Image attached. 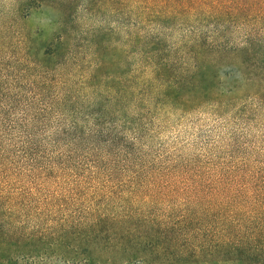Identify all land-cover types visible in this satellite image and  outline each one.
<instances>
[{
	"label": "trees",
	"instance_id": "16d2710c",
	"mask_svg": "<svg viewBox=\"0 0 264 264\" xmlns=\"http://www.w3.org/2000/svg\"><path fill=\"white\" fill-rule=\"evenodd\" d=\"M110 1L124 16L123 39L84 30L75 0H19L21 15L11 3L0 22L1 44L17 55L4 67L17 88L8 110L23 107L0 131L20 138L17 161L0 152V175L12 167L30 178L29 187L0 180V264H264V207L193 209L162 222L134 207L135 177L116 185L104 162L132 156L158 113L264 106V3ZM257 23L233 40L230 29ZM59 178L66 193L89 184L90 194L78 203L76 192L40 187Z\"/></svg>",
	"mask_w": 264,
	"mask_h": 264
},
{
	"label": "rangeland",
	"instance_id": "374dc122",
	"mask_svg": "<svg viewBox=\"0 0 264 264\" xmlns=\"http://www.w3.org/2000/svg\"><path fill=\"white\" fill-rule=\"evenodd\" d=\"M17 1L0 0V22L11 3L14 16L19 17L20 12L15 10ZM87 1L91 6L86 10ZM258 1L264 3V0ZM75 7L79 25L84 30H112L123 39L124 16H116L110 0H75ZM261 27L257 23L252 29L241 25L230 30L233 40L238 42L244 33L261 30ZM179 35L180 32H174L171 40ZM14 52L11 45L1 44L0 40V58L4 57L0 60V87H5L6 83L10 86L9 90H0V99L2 102L5 99L0 105V131L11 130L9 119L21 117L23 111L22 106H17L11 110L15 112L13 116L8 110L17 88L11 84L14 72H7L4 67L7 61L16 58ZM14 135L15 139L8 136L0 139V152L10 161H17L14 155H20L17 150L20 138ZM131 148L133 155L127 159L123 153L114 155L112 152L105 158L104 162L109 164L106 167H112L114 172V178L110 179L117 185L116 179L128 183L132 176L135 177L132 181L134 186L139 184L140 194L134 207L144 210L150 217L153 214L159 221L167 222L170 214L178 216L193 209L246 212L253 207H264V106L255 100L249 101L243 109L221 113L207 107L158 113L143 128L139 140ZM116 149L114 146L107 151L117 153ZM7 172L4 176L8 177L0 175V180L14 186H30L25 172L17 173L12 167ZM68 183L59 178L55 185L45 182L40 187L44 192L57 188V192L66 193ZM32 187L35 190L37 183ZM87 189H90L89 184L73 190L78 203L90 194ZM73 192L66 195H73ZM64 261L56 259L50 263Z\"/></svg>",
	"mask_w": 264,
	"mask_h": 264
}]
</instances>
